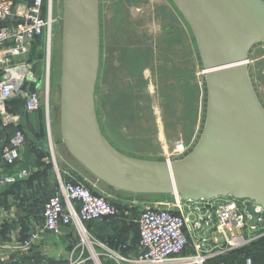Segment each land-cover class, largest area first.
Returning <instances> with one entry per match:
<instances>
[{
  "label": "rangeland",
  "instance_id": "rangeland-1",
  "mask_svg": "<svg viewBox=\"0 0 264 264\" xmlns=\"http://www.w3.org/2000/svg\"><path fill=\"white\" fill-rule=\"evenodd\" d=\"M51 14L49 46L43 40L37 41L30 59L39 77L36 89L42 106L34 113L39 115L41 127L37 135L25 133L24 141L26 145L32 144L29 136H37L36 142L47 154L44 161L62 170L67 168V160L75 161L63 146L59 128L63 0H51ZM98 20L99 64L94 103L102 134L129 157L167 162L183 159L200 137L206 107L204 73L188 24L170 0H98ZM246 66L264 109V43L250 48ZM15 99L10 104L12 111L21 101ZM56 142L62 147L60 156ZM89 177L90 181L95 179L90 174ZM61 178L88 186L118 209L120 220L114 222L118 226L113 228L116 233L110 238L101 236L102 222L99 227L92 224L87 229L95 242L117 248L123 254L128 249L122 245L137 233L135 219L139 209L175 201L173 196H133L112 189L109 195L99 192L92 183L73 180L62 173ZM45 197L42 191L26 199L17 197L11 202L13 212L0 218V250L11 252L8 246L14 247V254L21 260L19 264H39L42 260L35 244L28 248L21 244L31 233L42 229L41 210L48 199ZM60 236L51 238V242L62 243ZM248 238L251 241L244 250L218 254L207 264H245L247 258L253 264H264V228H256ZM78 240L75 234L72 244ZM68 249L69 245L62 244L47 256L61 260ZM94 251L101 252L98 246ZM99 262L104 264L101 259Z\"/></svg>",
  "mask_w": 264,
  "mask_h": 264
},
{
  "label": "water",
  "instance_id": "water-1",
  "mask_svg": "<svg viewBox=\"0 0 264 264\" xmlns=\"http://www.w3.org/2000/svg\"><path fill=\"white\" fill-rule=\"evenodd\" d=\"M170 1L191 30L204 73L205 118L193 150L169 163L138 159L118 151L102 134L94 103L98 0H63L62 143L79 165L112 190L176 196L183 202L245 201L247 224L264 226V109L246 66L250 48L264 43V0ZM35 88L34 83L27 90L24 85L21 98Z\"/></svg>",
  "mask_w": 264,
  "mask_h": 264
},
{
  "label": "built area",
  "instance_id": "built-area-1",
  "mask_svg": "<svg viewBox=\"0 0 264 264\" xmlns=\"http://www.w3.org/2000/svg\"><path fill=\"white\" fill-rule=\"evenodd\" d=\"M52 24L51 0H0V114L4 116V123L12 122L17 127L0 155V192L5 185L27 176L25 170L16 176L3 172L17 164L25 144L21 119L7 115L6 104L21 97L24 85L25 90L31 83L37 87L39 77L31 63V54L37 41L43 40L49 46ZM41 106L39 91L35 88L28 92L24 113L38 112ZM173 197L174 203L139 209L135 219L138 229L135 255L123 254L117 248L95 242L86 227L106 219L120 220L118 209L88 186L66 181L57 174L55 192L43 207L42 229L31 233L21 247L35 244L41 234L56 237L63 228H69L79 240L61 264H91L92 261L101 264L99 259L104 264H205L218 254L244 249L251 241L248 234L257 227L264 228L247 224L245 201L217 198L183 202ZM255 211L262 213L259 206H255ZM258 221L261 223L263 219ZM96 246L101 252L95 253ZM122 248L129 249V243H124ZM215 248L217 251H213ZM245 264H253L251 258Z\"/></svg>",
  "mask_w": 264,
  "mask_h": 264
},
{
  "label": "crops",
  "instance_id": "crops-1",
  "mask_svg": "<svg viewBox=\"0 0 264 264\" xmlns=\"http://www.w3.org/2000/svg\"><path fill=\"white\" fill-rule=\"evenodd\" d=\"M6 108H7L6 109L7 115L12 117L19 116L22 122V118L20 114H21V110H23V107L18 108V106H16L14 107L15 110L12 111L10 108V104H7ZM24 115H25L24 124L26 125V129H28V131L31 132L32 134L34 133L37 135V133L39 132V128L41 127V124L39 123V119H38L39 115L37 113L36 114L29 113ZM16 128L17 127L15 123L12 122L4 123V116L0 114V155L4 147H6L14 137ZM29 139L30 142H32V144H27V145L25 144L24 146H22V148L20 149V159L17 162V164L14 167L6 168L5 170H3L4 174L13 175V176H16L22 170H25L27 171V176L24 179L17 180L15 183L5 185L3 187L2 192H0V218L4 219V216H6L7 214H11L13 212V207L11 206V202L17 197H24V199H26L32 196L37 191H42V195L45 194L46 197H49L50 194L54 191V188L56 187L57 174L61 176V173L63 175L71 176L72 178H74L73 180L77 179V180H83V182L92 183V185L96 187L99 190V192L105 191L108 192L109 195L112 194L111 189H108L107 191V188L103 183L97 181L96 179H92V181L88 180L90 178L89 173L81 165H79L78 163H74L75 161L70 162L67 160L66 162L67 168L66 167L62 168V170L57 168L55 164L49 166L47 161H44L47 159V154L44 152V149L40 147L38 142H36V140H38L37 136L35 138L29 136ZM56 151L58 156H60L63 153L62 147H60V145L57 142H56ZM118 193L127 194L122 192H118ZM133 196H151V195H133ZM29 202L30 201H28V204ZM101 222H102L101 226L98 225ZM116 224L118 223H114L113 220L106 219L96 223L95 226L96 225H98V227L100 226L99 231L101 232V236L110 238L112 234L116 233L113 229L115 226H118ZM89 225L92 224H88L86 227H89ZM93 228L95 227L93 226ZM93 228H92L93 232H96ZM75 234L76 233L71 229L63 228L60 237L63 239V241L64 240L65 241L64 242L62 241V243L60 242L58 243V241L51 242L52 239H56L57 237L48 234H43L40 237V239L35 243V246H37L38 248V249L36 248L37 252L39 251L40 253H42L43 256L39 264L42 263L61 264L66 262L67 256L73 246L72 242L74 240ZM137 241H138L137 233L135 235V238L126 241L129 243V249L127 254L135 255L134 248ZM62 244H64L65 246L69 245V249L68 252L66 253V256L61 260L59 258L50 259L47 255H49V253L54 252ZM6 246L8 245H5L4 247ZM9 246L8 248L11 250V252L8 251L6 253H2V250H0V264H11L10 262H12L13 264L14 262L15 264H19L21 260L19 259L17 254H14L13 250L15 248ZM8 256H12V257H8Z\"/></svg>",
  "mask_w": 264,
  "mask_h": 264
},
{
  "label": "trees",
  "instance_id": "trees-1",
  "mask_svg": "<svg viewBox=\"0 0 264 264\" xmlns=\"http://www.w3.org/2000/svg\"><path fill=\"white\" fill-rule=\"evenodd\" d=\"M36 47V46H35ZM34 47V48H35ZM34 50V49H33ZM36 67V65L34 66V68ZM35 72H36V68H35ZM204 91H205V94H206V89H205V83H204ZM21 101H19V104H18V107H23V110H21V118H22V122H21V125H20V129H21V131L23 132V135H25V133H28L29 131H28V129H26V125L24 124V114H26V113H24V99H22L21 97L19 98ZM16 99H12V100H10L7 104H12L14 101H15ZM115 191V190H114ZM109 220H113V219H109ZM114 222H116V221H118V220H113ZM96 223H98V222H95V223H89V224H96ZM104 223V222H103ZM137 234H138V229H137ZM242 250H244V249H242ZM242 250H240V251H242ZM209 262V260L208 261H206V263L205 264H207Z\"/></svg>",
  "mask_w": 264,
  "mask_h": 264
}]
</instances>
